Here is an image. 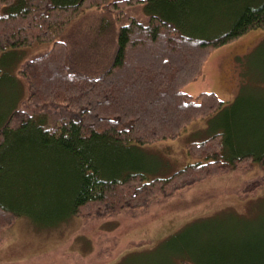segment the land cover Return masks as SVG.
Returning a JSON list of instances; mask_svg holds the SVG:
<instances>
[{"label":"trees","instance_id":"16d2710c","mask_svg":"<svg viewBox=\"0 0 264 264\" xmlns=\"http://www.w3.org/2000/svg\"><path fill=\"white\" fill-rule=\"evenodd\" d=\"M136 3L141 17L129 12ZM88 9L93 21L68 29ZM210 17L212 26L204 29ZM259 27L264 0H0V61L10 57L18 82L17 102L0 118V231L21 212L32 215L46 186L28 187L27 157L43 172L57 154L64 163L57 168L60 179L64 166L72 169L69 197L49 211L58 214L56 223L132 209L166 187L173 193L249 161L263 171L248 180L250 189L264 183V142L238 137L237 108L222 113L223 126L187 143L196 162L171 175L149 179L139 163L120 168L134 149L177 137L194 117L220 112L224 102L215 92L193 97L182 89L211 48ZM35 43L49 48L22 61V49ZM191 44L199 49L194 61L186 49ZM138 49L146 59L132 61L130 53ZM5 68L0 62V77ZM173 108L180 110L175 117ZM15 160L25 171L10 168ZM107 163L119 164L114 170ZM176 264L198 262L181 253Z\"/></svg>","mask_w":264,"mask_h":264},{"label":"rangeland","instance_id":"374dc122","mask_svg":"<svg viewBox=\"0 0 264 264\" xmlns=\"http://www.w3.org/2000/svg\"><path fill=\"white\" fill-rule=\"evenodd\" d=\"M130 10L141 17L139 3ZM100 11L98 8L96 12ZM90 12L88 9L72 20L68 29H75L78 22L81 28L93 21L94 13ZM200 14L195 18L200 20ZM212 18L204 21V29L212 26ZM48 48L49 44L42 43L27 46L22 49V61ZM186 49L194 61L198 45L191 44ZM138 50L131 51L132 61L146 59V51ZM8 58L9 62L6 58L0 61L7 72L0 77V118L17 102L18 82L11 74L16 68ZM196 75L182 90L193 97L203 91L215 92L224 102L220 112L212 117H194L177 137L134 149L135 154L127 153L120 168L139 163L152 179L167 177L196 162L187 153V143L201 141L212 128L223 126L222 113L235 108L238 137L256 138L258 144L264 142V27L211 48ZM25 89L23 86V93ZM172 111L173 117L180 112L175 108ZM111 154L116 156L118 151ZM56 155L50 156V165L56 169L49 170L47 165L43 172L36 170V163L27 157L28 187L36 189L37 183L46 186L38 191L32 215L21 212L0 231V264H176L181 253L198 264H264V183L254 189L248 183L263 176L259 163L249 161L227 173L193 180L173 193L167 192L170 188L166 187L132 209L103 216L74 215L56 223L58 214L49 211L69 197L67 178L72 173L66 165L60 179L57 168L64 163ZM13 164L11 169L25 171L17 160ZM118 164L108 165L115 170Z\"/></svg>","mask_w":264,"mask_h":264}]
</instances>
